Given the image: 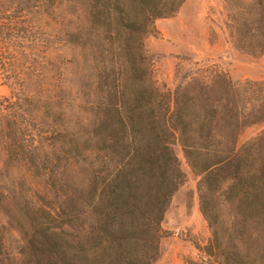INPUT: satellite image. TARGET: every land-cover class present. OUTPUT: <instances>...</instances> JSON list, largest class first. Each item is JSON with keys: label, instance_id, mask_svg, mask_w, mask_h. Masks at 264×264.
Listing matches in <instances>:
<instances>
[{"label": "trees", "instance_id": "1", "mask_svg": "<svg viewBox=\"0 0 264 264\" xmlns=\"http://www.w3.org/2000/svg\"><path fill=\"white\" fill-rule=\"evenodd\" d=\"M186 1L0 0V217L22 235L0 264H156L186 179L175 144L211 231L188 264H264V130L238 144L264 120V81L154 77L146 39ZM223 1L236 48L264 54V0Z\"/></svg>", "mask_w": 264, "mask_h": 264}, {"label": "rangeland", "instance_id": "2", "mask_svg": "<svg viewBox=\"0 0 264 264\" xmlns=\"http://www.w3.org/2000/svg\"><path fill=\"white\" fill-rule=\"evenodd\" d=\"M62 12L71 16L72 9L68 1H64ZM228 21L223 0H187L175 16L158 19L156 30L146 39L158 86L174 91L198 69L210 65L226 71L235 81H264V54L253 55L237 49L230 35ZM8 94V87L2 86L0 79V95ZM263 130L264 120L244 127L238 144L242 145ZM174 150L186 179L173 195L165 213L162 225L166 233L161 239L156 264L201 261L202 252L198 245H205L211 237L208 223L200 211L197 189L199 177L188 165L179 144L174 145ZM11 179L17 188L24 183V190L33 181L22 173L13 174ZM40 185V190L44 192V183ZM53 198L56 199L55 196ZM20 223L21 220L8 221L4 216L0 217V240L7 252L16 253L20 250Z\"/></svg>", "mask_w": 264, "mask_h": 264}]
</instances>
